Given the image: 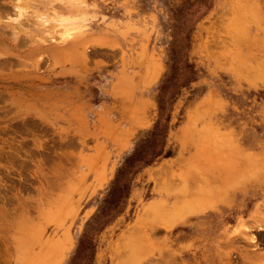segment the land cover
<instances>
[{
  "label": "rangeland",
  "instance_id": "rangeland-1",
  "mask_svg": "<svg viewBox=\"0 0 264 264\" xmlns=\"http://www.w3.org/2000/svg\"><path fill=\"white\" fill-rule=\"evenodd\" d=\"M0 264H264V0H0Z\"/></svg>",
  "mask_w": 264,
  "mask_h": 264
},
{
  "label": "trees",
  "instance_id": "trees-1",
  "mask_svg": "<svg viewBox=\"0 0 264 264\" xmlns=\"http://www.w3.org/2000/svg\"><path fill=\"white\" fill-rule=\"evenodd\" d=\"M209 5L207 4L206 7ZM187 39V36L177 38V44L182 45L181 41ZM180 45H178L180 47ZM176 44L173 42L168 43V52L167 58L165 61L166 70L163 75L158 80L154 90V100L156 103V117L152 125L144 130L136 139L133 149L129 157L126 159L127 163L134 165V170H138L140 167L147 164H151L162 157H166L172 153L170 148H165V139L168 130L173 126V123H170L171 110L173 102L177 95V84L172 82V77L176 68V60L178 59ZM178 48V47H177ZM182 69L184 71H192L191 64L184 62L181 59ZM189 75H184L185 80L188 79ZM117 175V174H116ZM119 181L118 178H115L112 184ZM118 191L122 193V196L115 199V203L108 207L107 212H105V218L103 223L110 219L111 211L115 210L118 206L116 204L118 201H122L128 195V185L125 182H120L117 184ZM121 199V200H120ZM122 206V204H121ZM121 208V207H120ZM117 208V211L121 209ZM109 211V212H108Z\"/></svg>",
  "mask_w": 264,
  "mask_h": 264
}]
</instances>
